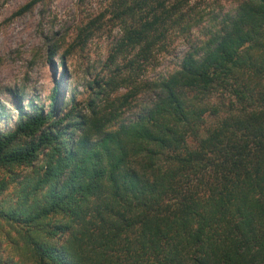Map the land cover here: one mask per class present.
Segmentation results:
<instances>
[{"label": "trees", "instance_id": "obj_1", "mask_svg": "<svg viewBox=\"0 0 264 264\" xmlns=\"http://www.w3.org/2000/svg\"><path fill=\"white\" fill-rule=\"evenodd\" d=\"M121 12L148 14L117 48H138L147 61L171 10L135 0ZM113 65L96 84L99 103L123 79ZM158 87L115 131H104L112 115L99 105L92 120L60 117L56 87L46 111L19 108L14 129L0 134V167L46 157L33 191L51 192L29 222L61 213L82 223L85 255L36 247L37 264H264V0L243 1Z\"/></svg>", "mask_w": 264, "mask_h": 264}, {"label": "rangeland", "instance_id": "obj_2", "mask_svg": "<svg viewBox=\"0 0 264 264\" xmlns=\"http://www.w3.org/2000/svg\"><path fill=\"white\" fill-rule=\"evenodd\" d=\"M132 1L0 0V134L14 129L19 108L31 110L32 104L46 111L56 87L60 117L72 111L92 120L90 110L99 105L112 115L104 131L128 124L156 100L159 83L178 70L183 55L206 42L245 0H159L172 14L160 25L159 31H167L145 62L138 48L117 49L126 26L148 17L142 12L133 18L122 15ZM111 62L123 79L111 89L107 100L112 104L106 107L105 97L100 103L96 98V84L114 72ZM24 144L19 139L16 146ZM45 162L43 153L30 167H0V264H37L36 247L85 255L81 222L61 213L29 222L31 211L44 205L51 192L50 185L33 191Z\"/></svg>", "mask_w": 264, "mask_h": 264}]
</instances>
